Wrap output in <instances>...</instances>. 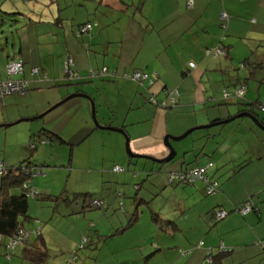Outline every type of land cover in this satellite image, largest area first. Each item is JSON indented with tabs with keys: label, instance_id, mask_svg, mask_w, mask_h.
Masks as SVG:
<instances>
[{
	"label": "crops",
	"instance_id": "obj_1",
	"mask_svg": "<svg viewBox=\"0 0 264 264\" xmlns=\"http://www.w3.org/2000/svg\"><path fill=\"white\" fill-rule=\"evenodd\" d=\"M150 1H154V5L147 21L137 20L138 13L130 17L129 13L133 10L124 0H100L97 3L99 14L97 11L96 17H88L87 21L74 19L70 31L62 32L64 26L59 19L54 27L35 26L19 33L18 39L10 37L5 42L0 40V47L6 53L0 54V78L4 79V68L14 57L24 64V73L17 79L28 80L30 92L43 91L47 85L52 88L84 85L77 86L75 90H59L53 98L55 101H49L48 106L59 102L67 94L86 95L94 104L96 118L101 126L124 130L133 153L158 160L169 155L164 144L166 136H179L199 125L224 122L245 110V105L264 99V0H194L191 8L188 7V0ZM59 7L62 8L61 5ZM136 7L141 14L145 10L143 6L142 9ZM85 8L91 14L89 8ZM223 14L227 15L226 19H222ZM88 23L93 24L92 30L78 37L79 27ZM73 36L78 37L80 42ZM221 44L228 50L226 55L207 54V51L217 49ZM70 58L80 76L85 77L88 72L103 68H108L115 76L109 79L96 76L87 82H75L76 79L66 82L65 69ZM246 60L247 63L243 65ZM192 63L194 68L190 66ZM251 64L260 66L253 69ZM33 69H38L34 76ZM135 72L149 74L153 83L148 81L140 85L125 78V75ZM240 84L246 86L245 98L241 102L224 100L225 93H233ZM169 91L179 94L175 105H170ZM34 95L30 94L31 97ZM26 98L25 94L20 97H0V105L8 111L7 121L3 118L0 124L20 118H35L42 112L37 108L36 111L28 109L26 113L20 109L14 112L12 108L26 101ZM85 100L87 102H76L71 106L76 120L74 123L77 124L72 127L71 134H87L86 140L97 134L99 129L93 125L90 104ZM164 103L168 107H164ZM37 118L40 119V116ZM61 134L55 133L66 144ZM107 139L115 143V149L123 145L121 136H108ZM223 140L220 152L208 149L204 144L192 145L190 149L183 147V163L166 168L167 172H182L206 167L216 161L218 165L216 167L214 164L212 171L209 170V179L218 181L219 193L205 201L200 199L195 202L197 210L185 211L171 234L155 226L158 232L153 237L157 238L162 249L156 244L152 248L149 243L141 244L143 247L140 250L135 249L137 256L125 261V264H149L156 257L165 264H205L206 250L217 248L219 244L233 251L225 264H264V139L260 134H228L223 136ZM240 140H245L241 146L235 143ZM40 144L45 146L47 143ZM109 146L113 149V144ZM237 148L241 156L234 154ZM212 154L213 158L210 156ZM135 159L138 158L129 157V165ZM187 159H190V163ZM110 161L108 163L112 166L114 161ZM224 162L236 168L240 167L238 164L241 162H247L243 168H239L240 174L248 167L257 169L253 174L251 169L248 171L247 176L250 178L246 182H241L244 178L238 181L244 188L243 196L234 199L228 195L232 177L219 181V178L228 175L225 172L223 175L218 173ZM116 165L114 163L111 167V175L115 174L113 170ZM155 169L151 167V170ZM237 172L238 169L234 175ZM142 183L138 185L139 190ZM110 185L113 188V184ZM185 187L188 188L182 191L189 197L202 198V195H206L204 181ZM38 191L40 195L47 196L41 189ZM255 195L258 196L257 200ZM249 199L259 207V214L251 213L243 218L234 209ZM137 200H134V204ZM139 202L146 204L144 200ZM220 208L230 215L215 224L212 212ZM153 214L161 216L160 213ZM35 220L39 219L32 218L23 227L26 230L36 228L39 221L37 224ZM181 232L189 234L186 241L175 242L174 245L166 239L167 235L175 238ZM5 242L7 238L0 242V264H33L30 260L33 247L38 245L34 238L29 244L18 246L9 261L4 256ZM176 246V251H169ZM179 249L192 250V253L179 261ZM42 264L48 263L43 261Z\"/></svg>",
	"mask_w": 264,
	"mask_h": 264
},
{
	"label": "rangeland",
	"instance_id": "obj_2",
	"mask_svg": "<svg viewBox=\"0 0 264 264\" xmlns=\"http://www.w3.org/2000/svg\"><path fill=\"white\" fill-rule=\"evenodd\" d=\"M99 1L0 0V24L2 21L4 22L0 26V40L5 42V39H10V37L18 39L19 33L24 30H30L35 26L53 25L52 27H54L56 20L59 19L62 20L61 22L64 26L62 32L70 31L74 19H86L85 21H87L88 17H96L97 11L99 14V6L97 5ZM124 1L133 10V12L129 13L130 17L138 13L139 17L137 20L143 19L147 21L150 19L154 1ZM59 3H61L62 10L59 7ZM157 3L160 5L159 2ZM81 5L84 6L81 7ZM85 6L89 8L91 14L87 12ZM136 6L139 9H142V6L143 9L145 7L142 14L136 10ZM4 14L17 15L8 17ZM88 14L91 16H88ZM2 17H4L3 20ZM73 38L80 42L78 37L73 36ZM0 54L6 55L1 47ZM6 68L5 66V73ZM89 79L88 72L85 77L81 75V79H77L75 82H87ZM49 86H46L48 89L43 87V91L26 92V101L19 102L17 107L12 108L14 112L20 109L23 113H26L28 109L36 111L37 108L39 111H42L38 116L35 118H20L11 123L0 124V166L2 165L6 169L11 167L17 168L22 162L31 159L35 161L37 167L43 170V174H36L33 182L34 186L37 189H41L45 195L60 196L72 200L73 196L71 195L73 194L92 193L93 198L103 201L106 207L96 209V207L90 205V200L85 205L83 200L72 201L67 205L62 200L40 201L38 199H29V216L42 222L43 237L48 253L46 261L48 264H71L70 258L73 252L85 237H88V243L85 249L78 253L76 261L72 264H125V261L137 256L135 249L140 250V247H143L141 244L144 243H149L151 248L156 244L157 247L162 249L159 246L160 242L157 238L153 237L158 230L152 222L151 215L153 213H160L166 220L176 223L182 220L181 217L185 211L197 210L195 202L197 203L200 199L205 201L213 197L206 194L207 196L202 195V198L195 196L197 198L195 199L183 193L182 190L188 187L184 185H169L168 177L170 173L178 172H167L166 168L174 164L179 166V163H183L182 156L184 151L182 152L181 149L183 147L190 149L192 145L204 144L207 145L208 149L220 152V144L224 141L223 136H227L228 134H260L264 139V131L253 120L241 118L225 125L206 130H197L184 140L174 142V149H178L176 150L177 153L179 151L175 161L166 164H156L152 160L135 159L133 160L134 163L129 165L125 136L114 132L98 130L97 134L85 140L87 134H71L74 129L72 127L77 126L74 123L76 120L71 106L76 102L86 101L84 98H74L48 113L43 118H37L54 105L74 94H67L59 102L48 106L49 101H55L53 98L55 94H58L59 90H65L66 88L75 90L77 86L84 85L53 86V88ZM30 94L35 95L31 97ZM22 95L24 94H13L12 96L20 97ZM88 102L92 118V105L90 101ZM254 112L264 121V114L258 110ZM3 118L7 121L8 111L3 105H0V121ZM22 119L25 121L10 127L5 126L14 124ZM92 122L95 127L93 119ZM207 125L209 124L199 126ZM42 130H47L54 134H61L62 132L63 134L61 135L66 139L67 143L60 144L58 142L55 144L48 142L45 146L40 144L41 142L36 136ZM103 132L110 134H102ZM183 134L172 137H180ZM114 135L116 137L121 136L122 138V147H118L117 145L119 149H115V143H111L107 139L108 136ZM32 140L37 143V151L31 149ZM235 143L241 146V143H245V140ZM109 144H113V149H110ZM234 154L236 156L240 155V149L237 148ZM210 156L213 158L214 154ZM227 157L230 158L228 155ZM110 159V162L114 161L112 162V166L108 163ZM187 162L190 163V159H187ZM114 163L117 164L116 166L124 169V171L118 174L112 173L111 175V167L114 166ZM216 163L215 161L214 164ZM224 163L225 165L219 169L218 173L221 172V175H223L225 172L228 175L222 176L219 178V181L232 177V186L228 195L234 199L243 196L245 192L240 184L249 180L248 178L250 177L247 174L251 168L248 167L240 174L239 168L235 166L230 167L227 164L228 162ZM151 167H155L156 169L151 170ZM237 169L238 174L234 175V171ZM256 170L252 168V174ZM241 178H244V181H241ZM238 181L241 182L238 183ZM141 183V189L137 192L138 185L140 186ZM110 184H113V188ZM118 193L122 194V198H115ZM12 194L19 195L21 191L16 190ZM136 197L138 200L134 204ZM254 198L257 200L258 196L255 195ZM140 200H144L147 204H141ZM120 202H123V208L119 206ZM184 203L186 206H184ZM136 211H138L136 224L122 234L113 236L116 230L127 227ZM187 235L189 234L181 232L176 234L175 238L167 235L168 238L166 237V239L174 244L175 242L186 241ZM177 248L178 246L170 248L169 251H176ZM185 258L178 253L177 260L181 261L185 260ZM149 262V264H165L158 257L151 259Z\"/></svg>",
	"mask_w": 264,
	"mask_h": 264
},
{
	"label": "trees",
	"instance_id": "obj_3",
	"mask_svg": "<svg viewBox=\"0 0 264 264\" xmlns=\"http://www.w3.org/2000/svg\"><path fill=\"white\" fill-rule=\"evenodd\" d=\"M193 4H194V0H193ZM192 6H189V0H188V7L191 8ZM4 15H7L8 17H12V16H15L17 14H4ZM3 19H4V17H2V20ZM3 23L4 22L2 21L0 26H2ZM88 24H90V23H88ZM88 24H85V25H82L79 27L78 33H77L78 37L83 35V34L79 35V33H80L81 29L84 28ZM91 25L93 26V24H91ZM219 47L224 51V55H226L228 53V50L224 45L221 44ZM12 61L21 62L19 60H16L14 57H12L8 61V64ZM247 61L248 60L244 61L243 65H245L247 63ZM21 63L23 64V62H21ZM23 66H24V64H23ZM251 66L254 69V68L259 67L260 65L251 64ZM96 71H100V70H96ZM75 72L78 74V72L76 70H75ZM90 72H92V71H90ZM90 72H89V74H90ZM6 75H7V72H6ZM95 77L89 76L90 79L95 78ZM100 78L101 79H109L112 77H103L102 76ZM82 80H83V78H82ZM64 81L69 82L67 77H65ZM239 87H243L247 93V89H246V86L244 84H240ZM29 89H30V86H29ZM29 89H28V91H29ZM246 93H245V96H246ZM11 95H13V94H11ZM6 96H9V95H6ZM245 96L243 98H236V99L232 98L231 100H237V101L241 102V100H243L245 98ZM0 97H5V96H0ZM224 100H226V99H224ZM226 101L229 102L230 100H226ZM263 103H264V99L262 101L261 100L253 101V102L245 105L247 108L245 110H242L239 114L245 113V112L252 113L264 125V121L262 119H260V117L254 112L255 110H258L260 113L264 114V112H262L260 110L261 105H263ZM233 117H231V118H233ZM36 137H38V139L40 140L41 143H48V142L49 143H58L59 142L60 144H64L63 140L59 136H57V135H55V134H53L47 130H42ZM36 145H37L36 141L33 142V140H32L31 149L33 151H37ZM263 157H264V155H263ZM210 164H212L211 167H208L209 164L206 166V167H208V170L206 172L205 177L208 180H210L209 179V170H211L214 167L213 163H210ZM246 164H247V162H243L239 168H243V166H245ZM0 168L3 171L2 176H0V242L2 240H4V238H7V243L5 242L6 244H5V249H4V256H5L6 260H8V261L11 260V258L13 256V252L18 246H21L22 244H29L30 240L32 238H34L38 245L33 247V255L31 256L32 258L30 260L32 261L33 264H42L43 261H46V259L48 258V253H47V247L45 244V239L42 235V223H41V221L37 220V221H39V226L37 225V227L32 229V230H26L23 227L24 223L29 222L32 219L29 216V209H30L29 199H38L40 201H60V200H62L67 205H69L72 201H77V200H83L84 205H85L86 202L88 200H90L91 201L90 205L93 207H96L94 205V201H98V200L94 199L93 195H91V194H74L72 200H70V198H62L60 196L59 197H53L51 195H47V196L40 195L38 189L33 185V180H34V177L36 176L37 173H38V175L43 174V172H42L43 170L41 168L37 167L35 161H32L31 159H27L26 161L22 162L19 165V167H17V168L11 167V168L6 169L2 165L0 166ZM199 168H202V167H199ZM123 171H124V169H123ZM182 172H185V170ZM115 173L118 174L120 172H115ZM178 173H181V172H178ZM169 178H170V175H169ZM198 181H202V180H198ZM198 181L194 182L193 184L180 183L178 181L172 182V183L169 181V183L170 184H180V185H184V186H192V185H195ZM212 181H214L218 184V190L216 192V194H218L220 191V185H219L217 180H212ZM207 186H208V184L206 183L205 192L207 190ZM16 190H20L21 194L13 195L12 192H14ZM138 190H139V186H138L136 191L138 192ZM206 194L209 195L207 192H206ZM215 195H212V196H215ZM209 196H211V195H209ZM120 198H122V194L118 193L117 199H120ZM135 200H137V197L135 198ZM251 200L252 199H249L248 201L242 202V204L240 206H238L237 208H235L234 211L243 218L246 217L247 215L251 214V213L259 214V207L254 202H252ZM100 202L102 203L101 207H96V209H103L106 207V204L103 201H100ZM247 204L250 205V211L247 214H242V209ZM119 206L123 208V206H124L123 202H120ZM220 210H221V208L216 209L212 212L213 213L212 217H213V221L215 222V224L222 222L223 220H225L230 215V213L228 211L224 210L227 213V217L225 219H223L222 221L218 222L217 221V215H218ZM137 212L138 211L135 212L136 214L135 213L133 214L130 222L127 225V227H125L123 229L116 230L114 232L113 236L122 234L127 229L128 230L131 229L137 222V219H138ZM151 218H152V222L154 223V225L158 229H160L161 231L168 233V234H171L172 232H174L173 230L175 229L174 227L176 225L175 222H173L171 220H165V219L161 218V216H159L158 214H152ZM37 221L35 220V222L38 224ZM40 228H41V230H40ZM21 231L24 232L27 235V237L21 238L19 240L20 241L19 244H17L16 246H14L13 248L10 249L8 247L10 245V242L12 240L16 239L17 236L20 235ZM87 243H88V237H85L78 244L76 250L73 252V254L70 258L71 264L76 261L78 253L81 250L85 249ZM263 250H264V246H263ZM179 252H180L181 256L186 257L192 253V250L179 249ZM232 252H233L232 249L226 247L224 244H219V246H217V248H208L206 250L205 264H225V260L229 257V255Z\"/></svg>",
	"mask_w": 264,
	"mask_h": 264
},
{
	"label": "built area",
	"instance_id": "obj_4",
	"mask_svg": "<svg viewBox=\"0 0 264 264\" xmlns=\"http://www.w3.org/2000/svg\"><path fill=\"white\" fill-rule=\"evenodd\" d=\"M193 5V0H189V6ZM227 15L223 14L222 19H226ZM93 26L91 24L86 25L84 28L81 29L79 35L88 33L92 30ZM208 55H215V56H220L224 55V51L219 47L214 50H209L207 51ZM192 68H194V64L192 63L190 65ZM7 72V77L6 79H1L0 78V96H6V95H11V94H25L30 86V82L28 80L24 79H17L18 76L24 73V66L21 62L17 61H12L7 65L6 68ZM38 73V69H33L32 70V76ZM66 77L67 79L72 82L75 79H81V76H79L74 69V62L72 59L68 60V63L66 65L65 69ZM90 77H114L115 73H111L107 68H103L100 71H92L89 74ZM125 78L128 80H131L137 84L143 85L144 82H150L151 84L153 83L152 77L144 72H135L133 74H127L125 75ZM245 89L243 87H238L233 93H225L224 99L230 100L232 98H243L245 96ZM170 96V105H175L176 104V99L178 97V92L177 91H169L168 92ZM151 101L155 104L157 102L154 99H151ZM164 107H168L166 103L163 104ZM260 110L264 112V103L261 105ZM212 164H209L208 167H211ZM208 167H202V168H192L189 169L185 172L181 173H171L169 181L172 182H180V183H188V184H193L194 182L198 180H202L208 184L206 192L209 195H215L217 190H218V184L214 181L208 180L206 176V172L208 170ZM123 169L120 168L119 166L114 167V172H122ZM3 171L0 168V176H2ZM101 202L100 201H94V205L96 207H101ZM250 211V205L247 204L244 206L242 209V214H247ZM227 217V213L224 210H220L218 215H217V221L220 222L223 219ZM27 235L21 231L20 235L17 236L16 239L12 240L10 242V245L8 246L10 249L19 244V240L21 238H26Z\"/></svg>",
	"mask_w": 264,
	"mask_h": 264
},
{
	"label": "water",
	"instance_id": "obj_5",
	"mask_svg": "<svg viewBox=\"0 0 264 264\" xmlns=\"http://www.w3.org/2000/svg\"><path fill=\"white\" fill-rule=\"evenodd\" d=\"M74 98H85V99H87L88 101L91 102V105H92V118H93V121L95 123V126L99 130H103V131L105 130V131H109V132L118 133V134H121V135H123V136L126 137V151H127V154H128V156L130 158L148 159V160H152V161H154L155 163H158V164H164V163H170V162H172L175 159V157L177 156V152H176V150L173 147V143L184 140L190 134H192L193 132H195L197 130H206V129H210L212 127H216V126H221V125L228 124V123L233 122V121H235L237 119L249 118V119L253 120L255 122V124L261 130L264 131V125L258 120V118L254 114L249 113V112L241 113V114H238L235 117H233V118H231L229 120H226L224 122H216V123L209 124L207 126H200V127H197V128L190 129V130H188L185 134H183L180 137L166 136L165 139H164V144L167 147V149L169 150V155L166 158H164V159L158 160V159H154L152 157H148V156H144V155H138V154L133 153L132 150H131V148H130V140H129V137L125 134L124 130L119 129V128L103 127V126H101L100 123H99V121L96 118V112H95L94 104H93L92 100L88 96H86V95H83V94H72L69 97H67L66 99H64L63 101H61L58 104L54 105L49 110H47L44 114H42L40 116V118H43L48 113L52 112L53 110L57 109L61 105L65 104L66 102H68V101H70V100H72ZM23 121L24 120H20V121L14 123V124H10L8 127L13 126V125H16V124H19V123H21Z\"/></svg>",
	"mask_w": 264,
	"mask_h": 264
}]
</instances>
